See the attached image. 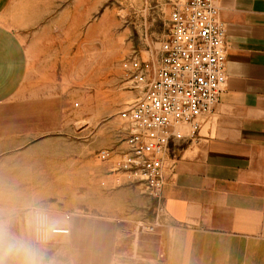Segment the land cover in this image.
I'll return each mask as SVG.
<instances>
[{"label":"rangeland","instance_id":"rangeland-1","mask_svg":"<svg viewBox=\"0 0 264 264\" xmlns=\"http://www.w3.org/2000/svg\"><path fill=\"white\" fill-rule=\"evenodd\" d=\"M170 12L171 0H8L0 23L26 44L28 75L0 103V206L10 190L51 216L118 209L123 220L137 219L134 239L162 253L160 229L137 230L153 221V200L111 175L138 98L122 63L138 55L158 64Z\"/></svg>","mask_w":264,"mask_h":264},{"label":"crops","instance_id":"crops-1","mask_svg":"<svg viewBox=\"0 0 264 264\" xmlns=\"http://www.w3.org/2000/svg\"><path fill=\"white\" fill-rule=\"evenodd\" d=\"M7 2L0 0V12ZM219 10L227 34L226 84L195 136L184 128L185 139L170 147L162 253L134 239L136 218L99 207L69 221L68 213H53L70 235L47 245L46 262L264 264V0H220ZM27 75L26 44L0 23V103L22 89Z\"/></svg>","mask_w":264,"mask_h":264},{"label":"built area","instance_id":"built-area-1","mask_svg":"<svg viewBox=\"0 0 264 264\" xmlns=\"http://www.w3.org/2000/svg\"><path fill=\"white\" fill-rule=\"evenodd\" d=\"M219 1L171 0L169 33L158 64L138 55L122 63L138 98L129 107L127 149L119 154L112 175L141 186L153 200V221L140 225L138 232L152 233L166 226L163 191L170 147L185 139L184 128L195 136L200 120L214 114L224 91L227 34L219 18ZM63 235H70V229L58 224L53 239Z\"/></svg>","mask_w":264,"mask_h":264},{"label":"clouds","instance_id":"clouds-1","mask_svg":"<svg viewBox=\"0 0 264 264\" xmlns=\"http://www.w3.org/2000/svg\"><path fill=\"white\" fill-rule=\"evenodd\" d=\"M4 193L0 186V198ZM8 200V206H0V264H49L45 252L59 222L35 199L18 203L9 190ZM22 220L25 226L18 228Z\"/></svg>","mask_w":264,"mask_h":264}]
</instances>
